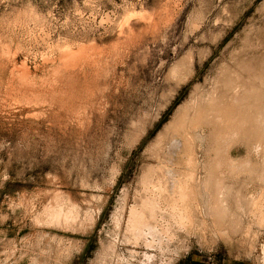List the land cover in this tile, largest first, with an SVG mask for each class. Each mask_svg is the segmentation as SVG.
I'll use <instances>...</instances> for the list:
<instances>
[{"label": "rangeland", "instance_id": "374dc122", "mask_svg": "<svg viewBox=\"0 0 264 264\" xmlns=\"http://www.w3.org/2000/svg\"><path fill=\"white\" fill-rule=\"evenodd\" d=\"M211 259L264 264V0H0V264Z\"/></svg>", "mask_w": 264, "mask_h": 264}, {"label": "bare ground", "instance_id": "6f19581e", "mask_svg": "<svg viewBox=\"0 0 264 264\" xmlns=\"http://www.w3.org/2000/svg\"><path fill=\"white\" fill-rule=\"evenodd\" d=\"M236 84V83H235ZM237 85V84H236ZM239 85V84H238ZM239 87V86H238ZM242 87V86H241ZM241 87H239V88H241ZM235 90V89H234ZM237 90V89H236ZM244 92H245V90H243ZM232 92H234L233 90H232ZM220 94V93H219ZM233 94V93H232ZM249 94V93H248ZM224 95V94H223ZM227 95V94H226ZM225 95V96H226ZM224 96V97H225ZM221 97V96H220ZM223 97V98H224ZM227 97V96H226ZM250 97V96H249ZM225 99V98H224ZM220 100V99H219ZM225 100H227V99H225ZM236 102V101H235ZM242 102V101H241ZM250 102H251V100H250ZM191 103V102H190ZM231 104V103H230ZM229 104V105H230ZM233 105V104H232ZM196 106V105H195ZM189 107V106H188ZM244 107V106H243ZM201 108V107H200ZM237 109H238V107H236ZM249 108V107H248ZM245 109H247V108H245ZM240 110H241V108H240ZM243 110H244V108H243ZM223 111V110H222ZM234 111V110H233ZM232 111V112H233ZM236 112H238V111H236ZM212 113V112H211ZM234 114V113H233ZM233 116V115H232ZM186 117V116H185ZM230 117H231V115H230ZM235 117V116H234ZM215 119V118H214ZM227 122V121H226ZM248 123V122H247ZM246 123V124H247ZM249 124V123H248ZM223 126V125H222ZM245 126V125H244ZM207 129V128H206ZM241 129V128H240ZM205 130V129H204ZM247 131V130H246ZM170 133V132H169ZM201 133V132H200ZM223 133V132H222ZM190 135V134H189ZM209 135H211V134H209ZM226 135V134H225ZM247 135V134H246ZM187 136V135H186ZM188 137V136H187ZM203 137V136H202ZM205 137V136H204ZM213 137V136H212ZM159 138V137H158ZM161 138V137H160ZM190 139H191V137H189ZM221 138V137H220ZM240 138V137H239ZM202 139H204V138H202ZM166 141V140H165ZM179 141V140H178ZM190 141V140H189ZM201 141V140H200ZM188 142V141H187ZM206 142V141H205ZM189 143V142H188ZM191 143H193L192 141H191ZM210 143H212L211 141H210ZM187 144V143H186ZM190 144V143H189ZM206 144V143H205ZM204 144V145H205ZM236 144V143H235ZM200 145V144H199ZM211 145V144H210ZM219 145H220V143H219ZM223 147V146H222ZM200 148V147H199ZM192 149V148H191ZM208 150H210V149H208ZM203 151V150H202ZM159 152V151H158ZM182 152V151H181ZM205 152V151H204ZM200 154V153H199ZM231 154V153H230ZM212 155V154H211ZM233 156V155H232ZM203 158V157H202ZM208 158V157H207ZM236 158V157H235ZM234 158V159H235ZM238 159V158H237ZM236 159V160H237ZM205 160H207V159H205ZM233 160V159H232ZM177 161V160H176ZM160 163V162H159ZM155 164V163H154ZM171 166V165H170ZM237 166V165H236ZM224 167V166H223ZM170 168V167H169ZM169 168H167V167H163V169L161 170L163 173L162 174H164V175H162V177H164V181L163 182H160L159 183V181H158V188H159V190H162V191H166V192H168L169 194H173V195H176V196H178L179 198H181V199H183L184 197H186V195L188 194V192H189V190H190V187H191V185H190V183H189V178L191 177V178H193L194 177V174H191V176H185L183 173H184V171H179L180 172V174H177L175 171H174V169H169ZM198 168V167H197ZM227 169V168H226ZM198 171V170H197ZM166 172L167 173H169V174H167L166 175ZM186 173V172H185ZM228 173V172H227ZM156 174V173H155ZM203 175V174H202ZM162 177H161V179H162ZM196 177H197V175H196ZM200 177V176H199ZM160 179V178H159ZM194 179V178H193ZM200 179V178H199ZM163 180V179H162ZM196 180H197V178H196ZM169 181L171 182V183H169ZM192 182V181H191ZM225 182H227V181H225ZM195 184V183H194ZM149 185V184H148ZM194 186H196V185H194ZM234 186H235V184H234ZM193 187V186H192ZM191 187V188H192ZM227 187V186H226ZM151 188V187H150ZM202 188V187H201ZM236 190V189H235ZM235 190H234V192H235ZM200 191V190H199ZM158 192V191H157ZM194 192V191H193ZM212 192V191H211ZM149 193V192H148ZM224 193V192H223ZM222 193V194H223ZM158 194V193H157ZM193 194V193H192ZM200 194V193H199ZM221 194V195H222ZM228 194V193H227ZM212 195V194H211ZM148 196V195H147ZM202 196V195H201ZM200 197V196H199ZM151 199V198H150ZM176 199V198H175ZM187 199V198H186ZM227 199V198H226ZM241 199V198H240ZM182 201V200H181ZM184 201V200H183ZM188 201V200H187ZM227 201V200H226ZM225 201V202H226ZM238 201H240L239 199H238ZM142 202V201H141ZM141 202H140V204H141ZM167 202V201H166ZM154 203H156V202H154ZM188 203V202H187ZM150 204V203H149ZM159 205V204H158ZM185 205H186V203H185ZM139 206V205H138ZM228 206V205H227ZM162 207V206H161ZM135 208V207H134ZM137 208V207H136ZM176 208V207H175ZM178 208V207H177ZM202 208V207H201ZM165 209V208H164ZM169 209V208H168ZM132 210V209H131ZM183 210V209H182ZM227 210H229V209H227ZM149 211V210H148ZM184 211V210H183ZM143 212V211H142ZM150 212V211H149ZM170 212V211H169ZM182 212V211H181ZM229 212V211H228ZM253 212V211H252ZM148 214V213H147ZM175 214V213H174ZM182 214V213H181ZM135 215V214H134ZM143 216H145V215H143ZM176 216V215H175ZM130 217V216H129ZM188 217V216H187ZM181 218V217H180ZM183 218V217H182ZM155 219V218H154ZM162 219V218H161ZM187 219V218H186ZM134 220V219H133ZM136 220V219H135ZM157 220V219H156ZM159 220V219H158ZM130 221V220H129ZM138 221V220H137ZM185 221V220H184ZM131 222H132V220H131ZM130 222V223H131ZM141 222V221H140ZM149 223V222H148ZM136 224V223H135ZM163 224V223H162ZM137 225V224H136ZM157 225V224H156ZM136 228V227H135ZM138 228H139V226H138ZM129 229V228H128ZM156 229V228H155ZM133 230V229H132ZM134 232V231H133ZM147 232V231H146ZM145 232V233H146ZM135 233V232H134ZM156 233H157V231H156ZM251 233V232H250ZM155 234V233H154ZM159 237H163V234L158 230V234H157ZM158 236H157V238H155V239H157V241H158ZM152 237H156V236H152ZM140 238V237H139ZM154 239V240H155ZM159 241H161V239L159 240ZM163 241V240H162ZM150 242V241H149ZM155 242V241H154ZM156 248V247H155ZM138 254V253H137ZM144 255V254H143Z\"/></svg>", "mask_w": 264, "mask_h": 264}, {"label": "crops", "instance_id": "0c3cea01", "mask_svg": "<svg viewBox=\"0 0 264 264\" xmlns=\"http://www.w3.org/2000/svg\"><path fill=\"white\" fill-rule=\"evenodd\" d=\"M199 261V263H203V264H215V262L211 259V260H197ZM232 264H248L246 262H241V261H235Z\"/></svg>", "mask_w": 264, "mask_h": 264}, {"label": "trees", "instance_id": "16d2710c", "mask_svg": "<svg viewBox=\"0 0 264 264\" xmlns=\"http://www.w3.org/2000/svg\"><path fill=\"white\" fill-rule=\"evenodd\" d=\"M196 264H199V263H196Z\"/></svg>", "mask_w": 264, "mask_h": 264}]
</instances>
